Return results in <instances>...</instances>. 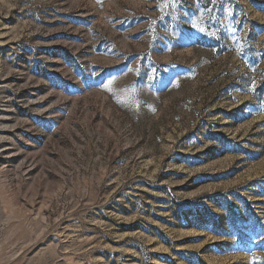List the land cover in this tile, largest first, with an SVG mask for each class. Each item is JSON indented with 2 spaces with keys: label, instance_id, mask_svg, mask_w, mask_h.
Instances as JSON below:
<instances>
[{
  "label": "rangeland",
  "instance_id": "obj_1",
  "mask_svg": "<svg viewBox=\"0 0 264 264\" xmlns=\"http://www.w3.org/2000/svg\"><path fill=\"white\" fill-rule=\"evenodd\" d=\"M0 264H264V0H0Z\"/></svg>",
  "mask_w": 264,
  "mask_h": 264
}]
</instances>
